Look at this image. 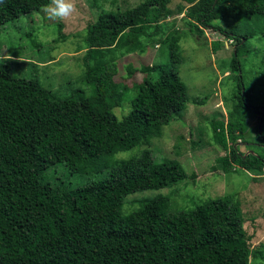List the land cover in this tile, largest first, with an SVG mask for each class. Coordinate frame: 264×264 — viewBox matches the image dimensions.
Returning a JSON list of instances; mask_svg holds the SVG:
<instances>
[{"label": "trees", "instance_id": "obj_1", "mask_svg": "<svg viewBox=\"0 0 264 264\" xmlns=\"http://www.w3.org/2000/svg\"><path fill=\"white\" fill-rule=\"evenodd\" d=\"M47 3L0 0V28ZM170 3L144 0L124 11L101 12L87 26L82 81L94 88L90 96L75 90L58 97L37 80L15 75L11 59L0 63V264H264V244L251 247L234 194L173 214L167 197L141 199L125 213L127 196L152 189L151 180L160 188L172 181L175 169L181 172L166 160L155 163L150 151L116 163L106 178L81 188L52 185L45 177L57 164L93 174L101 159L149 146L174 115L186 110V86L178 71L182 35L167 31L174 15L183 14L195 37L211 29L234 40L229 69L240 73V58L256 30L237 36L214 22L264 19V0H179L175 11ZM158 44L168 48L169 64L127 68L128 78L136 73L143 78L131 86V111L118 120L113 110L128 90L115 81L118 60ZM221 45L215 42L214 51ZM261 86L253 96L239 76L226 120L211 123L213 139L226 153L216 160L225 174L263 175L264 154L252 149H264ZM253 98L258 104L249 103ZM253 120L258 144L245 141ZM238 141L249 146L246 153L238 150ZM140 176L149 177V184L138 187Z\"/></svg>", "mask_w": 264, "mask_h": 264}, {"label": "rangeland", "instance_id": "obj_2", "mask_svg": "<svg viewBox=\"0 0 264 264\" xmlns=\"http://www.w3.org/2000/svg\"><path fill=\"white\" fill-rule=\"evenodd\" d=\"M143 1L76 0L77 12L67 21L49 18L43 8L22 15L0 28V63H5L6 56L13 57L11 66L15 75L37 80L58 97L70 96L75 90H84L86 96H90L94 88L82 81L86 69L83 57L87 26L95 22L101 12L124 11ZM178 4L179 0H171L169 7L175 11ZM170 20L167 31L178 30L182 35L179 42L182 64L178 71L186 86V110L174 115L163 128L162 135L153 138L149 146L138 145L101 159L97 172L93 174L72 173L64 164H57L45 173V177L52 185L81 188L106 178L116 163L150 151V158L155 163L166 160L168 165H179L181 172L175 169L171 173L172 181L160 185V188H156L159 183L151 180L152 189L138 190L127 196L123 207L125 213L135 210L141 199L167 197L168 212L173 214L193 209L206 199L234 194L240 201L244 229L252 237L251 247L264 244V172L259 178L240 170L223 173L216 160L226 153L216 144L211 129L213 121L226 120L239 76L246 91H251L253 96L259 95L261 85L264 88V19L214 22L215 26L232 30L237 36L256 30L246 42L240 58V73L229 69L236 44L234 40L211 29L204 30L198 38L188 32V26L177 15ZM215 42L222 44L217 51H214ZM154 64H169L167 47L149 45L143 54L135 53L118 60L115 81L128 88L124 91L121 106L113 110L118 120L131 111V101L135 96L131 86L143 78L141 73L128 78L127 68L130 65L139 68ZM249 103L258 104L255 98ZM256 124L257 120L249 123L245 141L259 143L256 139L254 141ZM237 146L240 152L248 151L249 146L245 142L238 141ZM252 149L264 154V149L258 145ZM144 183L149 184V177H141L138 187Z\"/></svg>", "mask_w": 264, "mask_h": 264}, {"label": "clouds", "instance_id": "obj_3", "mask_svg": "<svg viewBox=\"0 0 264 264\" xmlns=\"http://www.w3.org/2000/svg\"><path fill=\"white\" fill-rule=\"evenodd\" d=\"M43 12L51 19L67 21L77 12L76 0H49V3L43 6ZM5 59H13L6 56Z\"/></svg>", "mask_w": 264, "mask_h": 264}, {"label": "crops", "instance_id": "obj_4", "mask_svg": "<svg viewBox=\"0 0 264 264\" xmlns=\"http://www.w3.org/2000/svg\"><path fill=\"white\" fill-rule=\"evenodd\" d=\"M177 17H180V19L183 17V14L182 15H177ZM169 21H171L170 19H169Z\"/></svg>", "mask_w": 264, "mask_h": 264}, {"label": "water", "instance_id": "obj_5", "mask_svg": "<svg viewBox=\"0 0 264 264\" xmlns=\"http://www.w3.org/2000/svg\"><path fill=\"white\" fill-rule=\"evenodd\" d=\"M262 112H263V109H262Z\"/></svg>", "mask_w": 264, "mask_h": 264}]
</instances>
